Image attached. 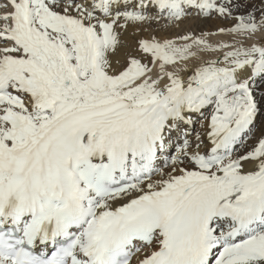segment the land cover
Listing matches in <instances>:
<instances>
[{"label":"snow or ice","instance_id":"obj_1","mask_svg":"<svg viewBox=\"0 0 264 264\" xmlns=\"http://www.w3.org/2000/svg\"><path fill=\"white\" fill-rule=\"evenodd\" d=\"M261 85L264 0H0V264H264Z\"/></svg>","mask_w":264,"mask_h":264},{"label":"bare ground","instance_id":"obj_2","mask_svg":"<svg viewBox=\"0 0 264 264\" xmlns=\"http://www.w3.org/2000/svg\"><path fill=\"white\" fill-rule=\"evenodd\" d=\"M230 26L229 21H225L219 18L216 19H209V20H199L194 18H189L185 20L180 27H172L169 29H162L159 26L153 25L148 27L146 32H143L142 35L145 37H150L152 35H156L160 39L164 38H175L180 35L185 34L186 32H194L195 34L199 35L201 32H213L215 33L218 28L220 27H228ZM147 27V26H146ZM210 42H218V41H228L231 40V37L227 35H214L208 37ZM214 55H220L219 53ZM262 86V85H261ZM259 93V92H258ZM257 93V94H258ZM257 99L262 103L264 99H262L261 95H257ZM264 105V104H263ZM258 119L260 120L258 123ZM199 128V125H197ZM264 128V107L260 104V112L256 119V134L259 135L260 130Z\"/></svg>","mask_w":264,"mask_h":264},{"label":"rangeland","instance_id":"obj_3","mask_svg":"<svg viewBox=\"0 0 264 264\" xmlns=\"http://www.w3.org/2000/svg\"><path fill=\"white\" fill-rule=\"evenodd\" d=\"M257 2H259V0H257ZM261 88L264 89V85H262ZM258 94L262 96V94H261L260 92H259ZM258 94H257V95H258ZM262 99H264V97H262ZM260 104L264 107V105H263V104H264V101H263L262 103H260ZM206 114H207V113H206ZM259 121H260V120L258 119V123H259Z\"/></svg>","mask_w":264,"mask_h":264}]
</instances>
